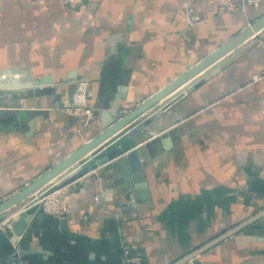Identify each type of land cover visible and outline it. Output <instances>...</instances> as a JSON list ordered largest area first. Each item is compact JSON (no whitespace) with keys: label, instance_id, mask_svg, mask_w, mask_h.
<instances>
[{"label":"crops","instance_id":"obj_1","mask_svg":"<svg viewBox=\"0 0 264 264\" xmlns=\"http://www.w3.org/2000/svg\"><path fill=\"white\" fill-rule=\"evenodd\" d=\"M183 1L0 0V70L54 79L0 91V204L264 18V1L220 15L197 0L189 21ZM188 83L133 137L150 200L130 206L118 166L104 169L119 156L62 187L70 213H37L18 240L8 223L32 198L0 213V264H127L126 250L179 264L263 212L264 26ZM81 102L91 115L67 110ZM188 264H264V216Z\"/></svg>","mask_w":264,"mask_h":264},{"label":"water","instance_id":"obj_2","mask_svg":"<svg viewBox=\"0 0 264 264\" xmlns=\"http://www.w3.org/2000/svg\"><path fill=\"white\" fill-rule=\"evenodd\" d=\"M264 26V18L253 24L251 27L237 35L230 42L220 47L195 66L188 67V70L173 81L170 85L165 87L159 93L151 97L149 100L138 106L129 114L122 116L120 108L113 113V118L105 124L104 130L99 133L89 143L84 144L78 151L71 156L67 157L64 161L57 166L50 169L47 173L42 175L36 181L28 185L18 194L0 204V213L19 205L22 202L33 199L36 194H43L46 191H52L62 188L71 182L81 178L87 172L92 171L107 162L116 159L115 163L105 165L104 169L109 170L114 166H118L120 176L124 181V188L132 190L130 194V206L136 207L138 203L146 202L151 199V192L146 182L142 154L138 149H135L137 144L134 141V135L146 125L140 119L141 116L156 104L165 107L169 101H166L167 96L170 94H177L179 88L188 82H195L199 79L202 72L211 68L212 66L223 62L229 54L239 46H241L248 38H250L256 30ZM16 74H19L17 77ZM24 73L21 68L16 69H3L0 70V91L3 93L14 92L16 90H26L28 87H37L47 85L54 82L53 77H40L27 82L22 81ZM188 83V84H189ZM177 96V95H175ZM164 100V101H163ZM131 124L128 128L124 129L116 137L108 141L104 146H101L95 153L85 157L92 149L99 146L102 142L113 136L115 133ZM130 151L125 155L126 152ZM76 164V165H75ZM72 168V169H70ZM69 170V171H67ZM67 172L64 177L55 181V178ZM46 190V191H45ZM39 212H44L38 205H31L27 209L19 213L18 219L12 223V230L19 236L24 234L26 229L32 223L35 215ZM264 216V211L248 219L247 221L239 224L231 230L225 231L222 235L199 248L194 253H191L179 264H188L196 256L204 251L214 247L226 238L234 235L242 230L249 224Z\"/></svg>","mask_w":264,"mask_h":264},{"label":"built area","instance_id":"obj_3","mask_svg":"<svg viewBox=\"0 0 264 264\" xmlns=\"http://www.w3.org/2000/svg\"><path fill=\"white\" fill-rule=\"evenodd\" d=\"M70 4H81L82 0H68ZM219 5V14H225L231 11L241 10L247 11L249 7H259L264 0H217ZM197 0H184L183 11L186 18L192 21V15L195 11ZM17 77L19 74H16ZM67 110L74 115H80L82 113L92 114L90 109H85V103L81 102L73 107H68ZM46 191V190H45ZM28 207L31 205H38L44 212L54 215L59 218L65 217L71 211V204L68 200L66 191L64 188H59L52 191H46L43 194H36V196L29 201ZM19 214H16L13 219L8 223V226L12 228V223L18 219ZM20 236L15 237L18 240ZM141 258L139 256H133L129 250H126V263L127 264H139Z\"/></svg>","mask_w":264,"mask_h":264}]
</instances>
